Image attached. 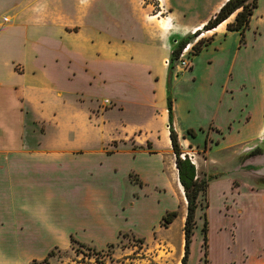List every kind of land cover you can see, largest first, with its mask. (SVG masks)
<instances>
[{
	"label": "crops",
	"instance_id": "0c3cea01",
	"mask_svg": "<svg viewBox=\"0 0 264 264\" xmlns=\"http://www.w3.org/2000/svg\"><path fill=\"white\" fill-rule=\"evenodd\" d=\"M225 1L218 0L203 17L193 19V10H174L171 0L168 14L161 18L147 16L138 0H124L132 19V24H125L124 13L111 9L122 0H0V239L33 236L63 240V247L71 238L83 239L94 229V220L90 224L87 213L79 217L71 206L57 200L50 205L45 202L54 189L62 193V188L83 186V195L89 196L92 184L88 179L93 169L56 166L66 158H88L97 146L101 156L117 152L107 149L112 136L107 146L102 145L104 115L113 108L142 112L163 101V118L168 122V68L164 59L170 56L175 41L201 30ZM262 1L257 3L249 25L263 33L251 35V39L247 34L246 45L237 42L227 60L224 102L220 105L223 122L213 119L217 130L228 129L242 106L247 105L252 115L258 114L255 104L262 100L254 94L264 89V75L257 85L259 90H255L256 79L251 81L249 75L238 73V66L244 65L242 53L248 50L258 53L246 63L248 69L252 60L263 61ZM227 20L209 31H214L213 35L201 51L211 44L214 50H222L224 36L233 32L226 30ZM250 27L245 33L252 31ZM189 71L195 73L193 58ZM104 100L108 106H99ZM172 114L178 139L180 131L183 135L185 129L194 131L192 127L180 128L174 102ZM252 120L257 126L244 129L247 136L258 132L259 118ZM223 135L219 149L228 148L225 143L233 132ZM189 136L193 139L196 133ZM48 162H55L52 167L56 173L46 167ZM257 223L263 232L251 231L253 248L242 249L243 264H264V216ZM14 264L19 263L14 260Z\"/></svg>",
	"mask_w": 264,
	"mask_h": 264
},
{
	"label": "rangeland",
	"instance_id": "374dc122",
	"mask_svg": "<svg viewBox=\"0 0 264 264\" xmlns=\"http://www.w3.org/2000/svg\"><path fill=\"white\" fill-rule=\"evenodd\" d=\"M217 1L171 0V5L174 10H193L192 18L199 19ZM138 2L147 16L154 18L167 15L170 8L168 0ZM261 6L264 10V0ZM111 9H116L119 13L121 10L124 13L122 23L132 24L128 15L129 6L124 4V0L114 3ZM233 18L234 14L226 23ZM159 23L165 26L164 21L160 20ZM250 28L252 31L245 33V42L247 34L251 39V35L256 37L263 33L259 27ZM213 32H204V35L192 38L189 49L182 57L188 66L191 58L195 60V73L192 74L189 68H182L177 59L172 69L176 77L172 76L169 84V93L176 106L180 128L192 127L196 133L192 139L186 129L184 135L179 130L182 135L179 136L182 152L188 154L192 162L193 159L196 162L197 175L210 178L207 189L197 198L194 233L186 264H243L242 249L251 251L253 248L250 241L253 233L251 231L263 232L261 225H255V222L264 216V185L259 184V179L264 178V89L254 94V98L262 100L255 104L258 114L252 115L247 105L242 106L239 116L233 123L230 122L228 129H216L213 119L223 122L220 105L224 102L222 86L228 69L227 60L236 50L239 34L233 31L224 36L222 50H214L211 44L209 48L194 56L193 44L196 40L199 37L208 38ZM245 45L246 43L243 44ZM242 56L246 65L249 60L255 59L258 53L248 50L242 53ZM252 62L249 69L248 65L240 64L238 73L249 75L251 81L256 79L255 90H259L257 85L264 75V55L263 61ZM108 103V100H104L101 105L97 104L102 106ZM154 106L155 109L142 112L120 111L115 108L109 110L104 115L102 145L107 146V141L112 136L107 149L117 152L109 155L104 153L105 155L101 156L97 152L100 147L97 146L96 153L88 158H66L60 166H56L68 170L77 166L93 169V174L88 179L92 184L89 196L83 195L86 192L83 186L78 189L62 188V193L54 189L53 196H47L49 203L47 200L45 202L50 205V202L57 200L71 206L69 209L77 210L79 217L87 213L91 217L90 224L94 220V229H89L91 231L84 234L85 238H77L78 243L68 240L63 247L60 246L63 240L33 236L0 239V262L14 264L16 260L19 264L180 263L184 252L183 224L186 202L178 189V178L171 169L175 156L168 137V122L163 118L164 102L157 101ZM254 116L259 118L258 132L247 136L244 129L257 126L252 120ZM173 125L177 126L176 117L173 118ZM228 131L233 132L232 137L225 143L228 148L219 149L218 144L223 134ZM256 147V153L251 154ZM54 163L48 162L45 165L56 173V169L52 167ZM170 210H176L177 216L167 225H161V216ZM204 216L208 221L205 257L201 230ZM47 247L53 253L47 257L45 263L42 259L47 256Z\"/></svg>",
	"mask_w": 264,
	"mask_h": 264
},
{
	"label": "trees",
	"instance_id": "16d2710c",
	"mask_svg": "<svg viewBox=\"0 0 264 264\" xmlns=\"http://www.w3.org/2000/svg\"><path fill=\"white\" fill-rule=\"evenodd\" d=\"M258 0H226L218 11L209 18L206 23L202 26L201 30H196L193 33H189L182 38L175 41L172 46L170 56L168 57V90H167V111H168V130L171 148L175 156V166L177 168V178L181 184L184 196L186 198V215L183 224V234H184V252L181 257L180 264H186L187 257L189 255L191 237L194 233V216L197 208V198L198 196L205 192L208 186L209 177L204 175H197L195 164L191 161L188 154L182 152L181 144L178 139V134L173 126V114H172V99L169 93L170 79L173 73L174 63L179 58L182 49L187 43L194 37H197L203 31L214 29L221 22L227 20L232 14L234 18L232 21L226 23V30L236 31L239 34V45L245 43V30L249 26L250 18L253 14L254 9L257 7ZM210 37L199 38L193 44V55L198 54L201 49L210 42ZM190 68V66H189ZM187 133L191 136L195 135L192 129H188ZM206 144L204 147H206ZM257 147L251 151V154L256 153ZM109 153L112 150L108 151ZM259 184L264 185V178L259 179ZM177 216L176 210L166 211L160 219L161 225H167L172 222ZM208 221L204 216L202 225V245H203V256L207 255V231H208ZM72 243H78L76 239L71 238ZM53 253L52 250L48 251L47 256L42 259V262H47V257Z\"/></svg>",
	"mask_w": 264,
	"mask_h": 264
},
{
	"label": "bare ground",
	"instance_id": "6f19581e",
	"mask_svg": "<svg viewBox=\"0 0 264 264\" xmlns=\"http://www.w3.org/2000/svg\"><path fill=\"white\" fill-rule=\"evenodd\" d=\"M155 16L157 17V15H155ZM212 30H214V29H212ZM209 31H211V30H207V31H204V32L206 33V32H209ZM204 32H202L200 35L204 34ZM200 35H199V36H200ZM165 62H166V59H164V65H165ZM193 163L196 164V162L194 161V159H193ZM172 171H173V174H174L175 176H177V168H176L174 162H173V165H172ZM177 186H178V189H179V191H180V194H181L182 197H183V200L186 202V198H185V196H184V191H183V188H182L181 184L179 183V181L177 182ZM181 199H182V198H181ZM183 218H184V211L182 212V215H181V219H182V220H183ZM181 253H182V251H181ZM178 264H180V263H178Z\"/></svg>",
	"mask_w": 264,
	"mask_h": 264
},
{
	"label": "built area",
	"instance_id": "2783aa9c",
	"mask_svg": "<svg viewBox=\"0 0 264 264\" xmlns=\"http://www.w3.org/2000/svg\"><path fill=\"white\" fill-rule=\"evenodd\" d=\"M190 43V42H189ZM189 43H187L186 45H185V47L182 49V52H181V54H180V56H179V61H180V65L182 66V68H189V66H188V64H187V61L186 60H184L182 57L184 56V53L189 49V46H190V44ZM168 59H166V64H168ZM105 101H107V100H105ZM192 161V160H191Z\"/></svg>",
	"mask_w": 264,
	"mask_h": 264
}]
</instances>
